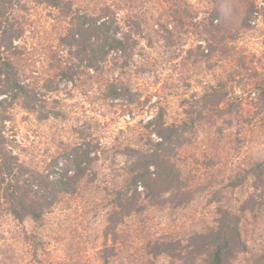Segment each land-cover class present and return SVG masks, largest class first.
<instances>
[{
    "label": "rangeland",
    "instance_id": "1",
    "mask_svg": "<svg viewBox=\"0 0 264 264\" xmlns=\"http://www.w3.org/2000/svg\"><path fill=\"white\" fill-rule=\"evenodd\" d=\"M220 1L62 0L66 13L38 0L7 7L18 37L4 56L28 92L16 99L0 95V102L7 100L0 115L9 117L0 120V131L17 157V172L33 180L59 175L75 151H90L91 161L76 193H60L40 222H19L0 206V264H150V242L180 241L185 249L194 235L218 224V206L239 208L254 192L251 182L223 187L264 159V105L258 103L264 0H227L223 8L231 15L218 18ZM81 14L113 20L128 49L111 51L98 69L88 67L80 48L68 44ZM113 85L122 96H113ZM214 89L224 100L215 107L219 97L207 99L203 118L173 158L194 199L179 208L151 205L113 228L112 199L128 181V149L148 150L150 139L161 141L145 124L162 111L165 126L190 122L198 117L196 102ZM242 218L249 250L233 264H264V204Z\"/></svg>",
    "mask_w": 264,
    "mask_h": 264
},
{
    "label": "trees",
    "instance_id": "2",
    "mask_svg": "<svg viewBox=\"0 0 264 264\" xmlns=\"http://www.w3.org/2000/svg\"><path fill=\"white\" fill-rule=\"evenodd\" d=\"M226 1L221 0L216 6L214 10L216 17L231 15L223 8ZM38 2L65 10L64 13H66L67 4H63L62 0H38ZM12 5L13 0H0V19L9 13L7 7ZM67 12L71 13L70 10ZM9 16L7 15L6 22L0 25V95L9 94L16 99L22 94L27 95L28 92L21 85L11 58L4 56L3 48L11 47L14 37H18L14 34V27L10 24ZM76 19L78 24L70 31L68 37L71 41L68 44L70 47L80 48L79 57L87 61L88 67L98 69V64L105 61L111 51L128 49L129 39L117 37L116 32L119 27L110 18H91L88 14H81ZM64 75L67 76L66 73ZM258 90V103L264 105V84L260 85ZM219 93L220 90L214 89L211 95L203 96L199 102H196L195 113L198 117L192 118L188 123L165 126L162 111L145 124V127L151 129L161 141L150 139L151 148L148 150L128 149L132 152V160L127 172L128 181L122 188L116 190L112 199L113 207L109 219L113 228L116 229L129 217L142 214L151 205L165 207L171 204L179 208L194 199L192 190L183 178L181 168L173 158L178 149L189 142L186 133L195 126L197 119L203 118L207 99L219 97L214 102L215 107L222 103L225 96H217ZM112 94L122 96L116 85L112 86ZM5 102L7 100L0 104L3 105ZM5 118L9 117L0 115V120ZM90 154V151L83 150L66 155L59 175L52 172L43 177L35 176L33 180L31 176H25L23 169L17 172L19 169L17 157L9 149L8 139L0 131V206L4 204L9 213L19 222H24L27 218L36 222L42 221L46 210L56 203L60 193L70 195L76 193L77 185L89 169ZM59 162L57 161V165ZM69 163H74V172L68 169ZM250 182L254 192L248 196L247 200L239 208L218 206L220 214L218 224L210 228L208 232L194 235L185 249H181L180 241L162 239L150 242L148 244L150 264H156L152 260L160 257L171 262L184 260L185 264H233L239 254L249 250L241 231L244 213L255 212L264 204V159L253 163L244 176H238L223 188H243ZM141 188L144 192L140 190ZM111 251L113 253L115 249ZM197 259L200 261L196 262Z\"/></svg>",
    "mask_w": 264,
    "mask_h": 264
}]
</instances>
